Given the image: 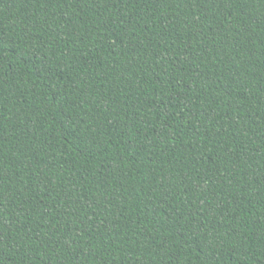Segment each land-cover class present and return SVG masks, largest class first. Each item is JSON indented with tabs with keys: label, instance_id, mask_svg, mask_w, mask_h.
<instances>
[{
	"label": "trees",
	"instance_id": "trees-1",
	"mask_svg": "<svg viewBox=\"0 0 264 264\" xmlns=\"http://www.w3.org/2000/svg\"><path fill=\"white\" fill-rule=\"evenodd\" d=\"M0 264H264V0H0Z\"/></svg>",
	"mask_w": 264,
	"mask_h": 264
}]
</instances>
